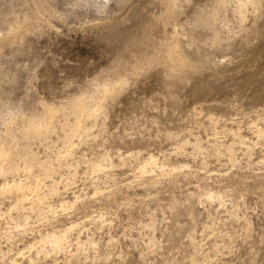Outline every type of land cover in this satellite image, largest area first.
Wrapping results in <instances>:
<instances>
[{
    "label": "rangeland",
    "instance_id": "rangeland-1",
    "mask_svg": "<svg viewBox=\"0 0 264 264\" xmlns=\"http://www.w3.org/2000/svg\"><path fill=\"white\" fill-rule=\"evenodd\" d=\"M38 9V0H0V32L32 33ZM143 11L145 22L159 14ZM77 30L46 41L65 72L87 59ZM174 31L148 24L106 40L103 55L123 43L142 70L82 95L55 135L16 147L15 164L43 160L52 178L23 205L0 196V264H264V15L230 39L209 31L197 49ZM80 101H102L97 116ZM79 118L89 133L67 135ZM55 233L65 240L52 244Z\"/></svg>",
    "mask_w": 264,
    "mask_h": 264
},
{
    "label": "clouds",
    "instance_id": "clouds-1",
    "mask_svg": "<svg viewBox=\"0 0 264 264\" xmlns=\"http://www.w3.org/2000/svg\"><path fill=\"white\" fill-rule=\"evenodd\" d=\"M38 26L25 35L0 32V149L15 153L16 147L33 139H46L59 131L61 121L75 110L84 94L102 95L99 85L131 79L142 70L143 61L134 49L121 44L108 48L104 42L126 32L140 35L147 25L165 24L178 29L171 34L183 36L182 43L197 49L210 31L218 39H230L249 23L264 15V0H38ZM159 14L145 22L144 8ZM134 13V14H133ZM255 18V19H253ZM89 47L87 59L78 67L66 65L47 48L53 34L74 31ZM90 30L85 36V31ZM28 38H25V37ZM93 40L99 47H91ZM127 49V50H126ZM123 56L120 65L113 58ZM167 64V61H164ZM170 67V66H169ZM156 75L161 73L157 72ZM55 109V115L50 110ZM43 120L45 127L36 128Z\"/></svg>",
    "mask_w": 264,
    "mask_h": 264
},
{
    "label": "bare ground",
    "instance_id": "bare-ground-1",
    "mask_svg": "<svg viewBox=\"0 0 264 264\" xmlns=\"http://www.w3.org/2000/svg\"><path fill=\"white\" fill-rule=\"evenodd\" d=\"M215 39V38H214ZM215 41H217L216 39H215ZM173 60V59H172ZM104 86V85H103ZM106 86V85H105ZM105 88V87H104ZM103 88V89H104ZM115 88V87H114ZM113 88V89H114ZM106 89H107V87H106ZM110 89H108V91H109ZM115 90V89H114ZM113 90V91H114ZM112 92V91H111ZM104 93H107V91H105ZM82 97V96H81ZM101 98V97H100ZM86 99V98H85ZM84 98H83V100H85ZM102 99V98H101ZM82 100V99H81ZM99 100H97V101H95V102H98ZM102 102V101H101ZM100 102V103H101ZM79 103V102H78ZM99 103V104H100ZM96 104V103H95ZM99 104L97 103L96 105H94L93 107L92 106H88V103H86V102H84V101H80V103L78 104L79 106V108L81 109V111H83V112H88V113H90V114H94V115H96V114H98V112H99ZM75 111V110H74ZM78 113H80V112H78ZM50 114L51 115H55V109H51L50 110ZM82 116V115H81ZM80 116V117H81ZM97 116V115H96ZM77 117V116H76ZM66 118V117H65ZM83 118V117H82ZM210 118H211V116H210ZM81 118H79V120L75 123V125H74V127L71 129V132L69 133V134H67V135H74V134H80V136H81V134L82 135H84V134H86L89 130H88V126L84 123V122H82V119L80 120ZM235 119V118H234ZM77 120V119H76ZM75 120V121H76ZM85 120V119H84ZM209 120V119H208ZM213 120V119H212ZM74 121V122H75ZM215 122V121H214ZM36 123H39V121L38 122H36ZM74 124V123H73ZM250 124V123H249ZM248 124V125H249ZM42 127H45V125H44V123L42 122V123H39L38 125H37V129L39 130L40 128H42ZM70 127V126H69ZM226 127V126H225ZM255 127V126H254ZM231 128V127H230ZM229 129V128H228ZM68 130V129H67ZM66 130V131H67ZM88 130V131H87ZM231 130V129H230ZM230 130H229V132H230ZM233 130V129H232ZM231 130V131H232ZM238 130V129H237ZM257 130H258V128H257ZM260 130V129H259ZM69 131V130H68ZM234 132V131H233ZM89 133V132H88ZM238 133V132H237ZM259 133H261V131L259 132ZM216 134V133H215ZM233 134V133H232ZM234 134H236V133H234ZM64 135V134H63ZM260 135V134H259ZM88 136V135H87ZM236 136H237V134H236ZM240 136H241V134H240ZM64 137V136H63ZM69 137V136H68ZM68 137L66 138V140L68 139ZM243 137V136H242ZM82 138V137H81ZM68 140H72L71 139V137H70V139H68ZM79 140V139H78ZM84 140V139H83ZM85 140H87V139H85ZM241 140H243V139H241ZM80 141H82V140H80ZM237 141V140H236ZM85 142V141H84ZM246 142V141H245ZM246 144H248V143H246ZM249 145H250V143H249ZM24 146V145H23ZM197 146V145H196ZM198 147V146H197ZM228 148V147H227ZM248 148H249V146H248ZM67 149H69V148H67ZM66 149V150H67ZM218 149V148H217ZM229 149L231 150L232 148H230L229 147ZM27 150H29V149H27ZM71 150V149H70ZM229 150V151H230ZM20 151V150H19ZM228 151V152H229ZM25 152H28V151H25ZM65 152H68V151H65ZM70 152V151H69ZM68 152V153H69ZM128 152H130V151H128ZM139 153V152H138ZM18 154V153H17ZM26 154V153H25ZM32 154H34V153H32ZM119 154V153H118ZM16 154L14 153H12V152H9V151H3L2 149H0V175L2 176V181L0 182V196L1 195H5V196H8V197H12L13 199H14V201H16L15 203H17L16 204V206L17 205H20L19 203H21L22 205H23V202L25 201V199H27L28 200V194H29V192L31 191L32 192V190L34 191V189H35V191H36V188L38 187V185H40V183L42 182H44L43 181V178L44 177H47V175L48 176H50L49 175V170H48V166H45L42 162H43V160H40V159H38V160H40V162H36V163H34L33 162V160L30 158V157H28V156H25V158L23 159V161H24V165H22V167H19L18 165H19V163L18 164H15L14 163V157H16L15 156ZM22 155V154H21ZM67 155V154H66ZM131 155V154H130ZM130 155H127V156H130ZM229 155V154H228ZM126 156V155H125ZM149 156V154L147 155V157ZM151 156V155H150ZM121 158H122V156H121ZM123 158H124V156H123ZM128 158V157H127ZM143 158V157H142ZM146 158V157H145ZM144 158V159H145ZM151 158V157H150ZM20 159V158H19ZM119 159V158H118ZM126 159V158H125ZM139 159V158H138ZM153 159V158H152ZM152 159H150V160H152ZM155 159V158H154ZM20 160H22V159H20ZM120 160H122V159H120ZM149 160V161H150ZM18 161V160H17ZM16 161V162H17ZM42 161V162H41ZM124 161V160H123ZM126 161V160H125ZM124 161V162H125ZM144 161V160H143ZM148 161V162H149ZM155 161V160H154ZM118 162H120L119 160H118ZM124 162H123V165H124ZM151 162V161H150ZM156 162V161H155ZM22 163V162H21ZM98 164V163H97ZM121 164H122V162H121ZM140 164L141 163H139V167H141L140 166ZM153 164V163H152ZM46 165H48V164H46ZM143 165H146V164H143ZM154 165V164H153ZM151 166V165H150ZM139 167H137V170H138V168ZM94 168H95V166H94ZM93 168V170H95ZM106 168H108V167H106ZM148 168H150V167H148ZM23 170V171H25V173H28L29 175H31L32 177H30V178H34L35 177V179H33L32 181H34L35 180V184L33 183V182H30L31 180H29V178L28 177H20V176H15V174H21L19 171L20 170ZM49 169H50V167H49ZM100 169V168H99ZM105 169V168H104ZM173 169V168H172ZM103 170V169H102ZM147 170V169H146ZM171 170V169H170ZM101 171V170H100ZM99 171V172H100ZM141 171V170H140ZM97 172H98V168H97ZM104 172H107L106 170H104ZM144 172H146V171H144ZM9 173H11L12 175V177L11 178H8L9 176H8V174ZM143 173V172H142ZM164 173V172H163ZM170 173V172H169ZM18 174V175H19ZM52 174V173H51ZM101 174V173H100ZM141 175V174H140ZM167 175V174H166ZM109 177V176H108ZM49 178H52L51 176L49 177ZM45 179V178H44ZM111 179V178H110ZM52 180H56L55 178L54 179H52ZM132 181V180H131ZM54 182V181H53ZM58 182V181H57ZM56 182V183H57ZM51 183H52V181H51ZM42 185V184H41ZM51 185H54L53 183L51 184ZM58 185V184H57ZM46 187V186H45ZM49 187V186H48ZM53 187V186H52ZM41 188V187H40ZM39 188V189H40ZM67 188V187H66ZM38 188H37V190H39ZM52 189V188H51ZM54 189V188H53ZM56 189V188H55ZM67 190V189H66ZM40 191V190H39ZM38 191V192H39ZM57 190H55V192H56ZM38 192H35V193H37L38 194ZM53 192V191H52ZM40 193V192H39ZM31 195H33V194H31ZM210 195H212V194H210ZM34 196V195H33ZM53 196V195H52ZM211 197V196H210ZM2 198V197H1ZM37 198V200H39V198L38 197H36ZM50 198H51V196H50ZM5 199H7V197L5 198ZM29 199H30V197H29ZM9 200H11V199H9ZM33 201V200H32ZM41 201V200H40ZM46 201V200H45ZM1 204H4V201H0V210H1V208H2V206H1ZM30 204V203H29ZM5 205V204H4ZM9 205H10V203H9ZM22 205H21V207H22ZM40 205V204H39ZM38 205V206H39ZM42 205H44V204H42ZM41 205V206H42ZM48 205H52V204H48ZM62 205H64V204H62ZM15 206V205H14ZM53 206V205H52ZM21 207H19V208H21ZM33 207V206H32ZM34 207H37V206H34ZM54 207V206H53ZM8 208V207H7ZM30 208V207H29ZM28 208V209H29ZM38 208V207H37ZM47 208H49V207H47ZM52 208V207H51ZM6 209V208H5ZM31 209V208H30ZM40 209V208H39ZM50 209V208H49ZM53 209V212H54V208H52ZM9 210V209H8ZM46 210H48V209H46ZM19 211V210H18ZM22 211V210H21ZM33 211V210H32ZM38 211V210H37ZM30 212V211H29ZM28 212V213H29ZM35 212V211H34ZM46 212V211H45ZM52 212V211H51ZM53 212H52V214H53ZM35 214H37V213H35ZM49 214V213H48ZM2 215H3V213H2ZM24 215L26 216V214L24 213ZM39 215H41V214H39ZM26 217H28V216H26ZM23 222H25V221H23ZM74 223V222H73ZM72 223V224H73ZM19 224H20V222H19ZM18 224V225H19ZM69 226V225H68ZM71 226V225H70ZM18 228V227H17ZM68 229H69V227H68ZM67 229V230H68ZM52 233H54L53 232V230L51 231ZM57 232H59V230L57 231ZM65 233H66V231H65ZM55 234H57V233H55ZM53 236L51 237L50 236V238H51V241L53 242L52 244H54V243H58L60 240H62L61 238V236H58V234L57 235H54V234H52ZM64 236H66L65 234H63ZM63 236V237H64ZM60 237V238H59ZM46 238V237H45ZM64 240H65V238H63ZM76 239V238H75ZM81 239V238H80ZM47 240H48V237H47ZM64 240H62V241H64ZM77 240H79V238L78 239H76V241ZM80 241V240H79ZM36 242H38L39 243V241H36ZM36 242H30L27 246L29 247V248H32L35 244H36ZM49 243H51L50 241H48ZM81 242V241H80ZM77 243H78V241H77ZM61 244V243H60ZM79 244V243H78ZM59 246V245H58ZM36 247V246H35ZM57 247V246H56ZM61 247V246H60ZM21 253V252H20ZM19 253V254H20ZM18 254V255H19ZM22 255V254H21ZM69 255V254H68ZM22 256H24V255H22ZM73 256H74V254H73ZM30 258V256L28 257V259ZM34 258V257H33ZM12 262V263H11ZM15 260H13V261H10V263L11 264H20L19 262L17 263V262H15ZM29 263V262H28ZM199 264V263H198Z\"/></svg>",
    "mask_w": 264,
    "mask_h": 264
}]
</instances>
